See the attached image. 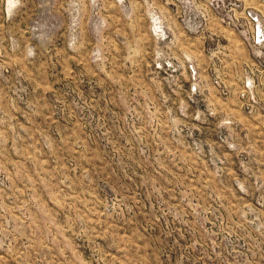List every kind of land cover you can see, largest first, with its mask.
Wrapping results in <instances>:
<instances>
[{
    "label": "rangeland",
    "instance_id": "374dc122",
    "mask_svg": "<svg viewBox=\"0 0 264 264\" xmlns=\"http://www.w3.org/2000/svg\"><path fill=\"white\" fill-rule=\"evenodd\" d=\"M0 264H264V0H0Z\"/></svg>",
    "mask_w": 264,
    "mask_h": 264
}]
</instances>
